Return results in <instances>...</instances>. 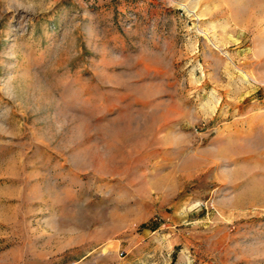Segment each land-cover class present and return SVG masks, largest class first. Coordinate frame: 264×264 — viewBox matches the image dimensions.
Instances as JSON below:
<instances>
[{
  "label": "rangeland",
  "instance_id": "obj_1",
  "mask_svg": "<svg viewBox=\"0 0 264 264\" xmlns=\"http://www.w3.org/2000/svg\"><path fill=\"white\" fill-rule=\"evenodd\" d=\"M264 0H0V264H264Z\"/></svg>",
  "mask_w": 264,
  "mask_h": 264
},
{
  "label": "built area",
  "instance_id": "obj_2",
  "mask_svg": "<svg viewBox=\"0 0 264 264\" xmlns=\"http://www.w3.org/2000/svg\"><path fill=\"white\" fill-rule=\"evenodd\" d=\"M258 89L261 90V93L264 95V83L260 84Z\"/></svg>",
  "mask_w": 264,
  "mask_h": 264
}]
</instances>
